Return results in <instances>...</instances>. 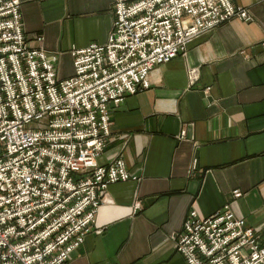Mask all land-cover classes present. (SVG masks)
<instances>
[{"label": "built area", "instance_id": "2783aa9c", "mask_svg": "<svg viewBox=\"0 0 264 264\" xmlns=\"http://www.w3.org/2000/svg\"><path fill=\"white\" fill-rule=\"evenodd\" d=\"M112 10L106 44L71 49L72 75L58 79V55L25 40L20 2L0 0V264H65L101 234L107 188L139 179L121 159L97 162L114 109L193 40L252 21L230 0H113ZM170 241L185 264H264V223L248 227L229 204L203 219L190 210Z\"/></svg>", "mask_w": 264, "mask_h": 264}, {"label": "crops", "instance_id": "0c3cea01", "mask_svg": "<svg viewBox=\"0 0 264 264\" xmlns=\"http://www.w3.org/2000/svg\"><path fill=\"white\" fill-rule=\"evenodd\" d=\"M18 1L25 40L58 55V70L71 49L104 45L112 29L113 0ZM230 1L252 21L193 40L112 112L97 162L121 159L139 179L107 188L101 234L87 235L65 264H185L170 236L190 210L203 219L229 204L248 227L264 223V0Z\"/></svg>", "mask_w": 264, "mask_h": 264}, {"label": "rangeland", "instance_id": "374dc122", "mask_svg": "<svg viewBox=\"0 0 264 264\" xmlns=\"http://www.w3.org/2000/svg\"><path fill=\"white\" fill-rule=\"evenodd\" d=\"M70 60H68L66 63H64L59 67L58 77H57L58 79H65L71 75Z\"/></svg>", "mask_w": 264, "mask_h": 264}]
</instances>
